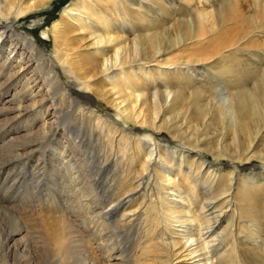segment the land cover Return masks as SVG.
Instances as JSON below:
<instances>
[{
    "label": "bare ground",
    "instance_id": "1",
    "mask_svg": "<svg viewBox=\"0 0 264 264\" xmlns=\"http://www.w3.org/2000/svg\"><path fill=\"white\" fill-rule=\"evenodd\" d=\"M53 1L0 0V264H264V0H73L56 63Z\"/></svg>",
    "mask_w": 264,
    "mask_h": 264
},
{
    "label": "rangeland",
    "instance_id": "2",
    "mask_svg": "<svg viewBox=\"0 0 264 264\" xmlns=\"http://www.w3.org/2000/svg\"><path fill=\"white\" fill-rule=\"evenodd\" d=\"M72 1L73 0H55L51 4H49L47 7H45V9H42L41 11H39L38 14H34V17L31 16V17H27L26 19H22L21 22L19 24L16 23V26H15L18 31H20L21 33H25L30 39L35 41L37 43V45L40 46L48 55H50L53 58L54 63H56V61H55V58L52 54V51H53L52 36H50V35L48 36L45 33V31L51 27V24L59 16L63 7H65V5L69 4ZM179 1L180 0H176L177 5H179ZM221 1L222 0H219V2H221ZM166 3H167V5H172L168 0L166 1ZM181 5H183V4H181ZM195 7H196V3L193 2L192 7H190L188 9V14L193 13L195 10ZM253 7L254 6H248V5L244 4V9L246 10L247 14H249V12L254 13L255 10H253L254 9ZM250 34L253 35L252 38L255 39V43L257 46L250 47L251 50H249L247 48H245V50H242L239 47L242 52H239L237 54V56L243 55L244 57H246L248 59L246 65H244V66L252 67L254 69H258V68L261 69V65H264V62H262V61H264V59H263V57H264V43L262 42V40L264 41V33L260 32V31H255V32H252ZM251 53H253L252 56L250 55ZM253 63H257V64H253ZM65 82H67V84L70 83V82H68L67 79H65ZM71 88L73 91L72 94L75 97L80 98V100L83 104H85V105L86 104L87 105L88 104L89 105L95 104V107L97 108V110L99 112L104 113V114H107L109 112L107 105L103 101L99 100L94 94H92L90 92L83 91L81 89L79 90V88L77 86L71 85ZM138 129L139 130H146V131L149 130L146 126H140ZM148 132H152V131L149 130ZM170 137L167 133H164V135L160 137L161 140L160 139L159 140L161 142H163L164 144L168 143L169 145H172L174 142L171 140L172 138H170ZM93 144H95V145H93ZM103 145H104V143L99 138L98 134L95 133L93 136V141L91 142V147H90L91 151H93L92 155L97 157V158L93 157V159H94L93 164H96L95 161L96 160L99 161L100 160L99 158H102V157L104 158L105 153L103 152ZM101 148H102V150H101ZM99 153H101L100 156H99ZM96 154H97V156H96ZM206 157H207V160L209 161V163L211 165L214 164L216 167H221L224 169L230 167V161L228 159H221L220 161H217L210 154H207ZM239 166H240L239 170L241 172H252L253 174L264 173V164L262 162H259V161L254 160L251 162H246L245 165L239 164ZM110 182H112L111 178H110ZM261 194L264 197V191Z\"/></svg>",
    "mask_w": 264,
    "mask_h": 264
}]
</instances>
